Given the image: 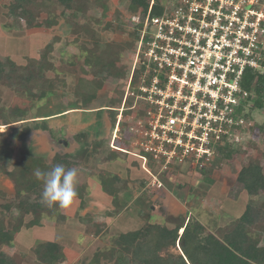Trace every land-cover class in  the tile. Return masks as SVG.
Masks as SVG:
<instances>
[{
    "label": "rangeland",
    "instance_id": "374dc122",
    "mask_svg": "<svg viewBox=\"0 0 264 264\" xmlns=\"http://www.w3.org/2000/svg\"><path fill=\"white\" fill-rule=\"evenodd\" d=\"M41 1L36 0L40 4ZM155 1L163 4L170 0ZM78 2L86 6V13L65 10L57 0L45 3L42 11L32 9L30 19L42 26L31 28L20 17L10 16L9 7L15 0H0V58L15 62L25 76L33 73L36 77L25 86L29 92L11 87L12 84H0V221L4 227L12 231L20 213L15 183L8 173L29 160L23 151L32 138L30 134L22 143L12 137V128L3 125L18 120L13 116L14 109H24L25 118L31 121L48 104L52 112L64 107L68 102L66 99H76L81 104L79 108H87L89 105L86 107L81 102L82 94H76L84 80L83 90L104 86L97 93L98 101L90 107L100 110L109 105L104 111L112 125L107 132L101 123L93 130L75 136L64 130L66 139L70 143L77 142L79 147L78 150L74 147L67 150L74 153H68L72 155L73 164L66 168L77 169L76 190L81 196L70 208L59 209L58 214L64 215V220L43 216L40 225L31 226L34 216H25L21 232L15 235L11 245H0V253L9 255L16 264H38L32 249L40 243L56 241L64 248L65 260L61 264H132L127 257L124 262L120 253L110 258L114 239L126 231L139 230L148 223L174 228L187 214L202 221L208 231L218 234L234 227L248 204L264 207V204L260 205L264 194L258 195L259 198L249 196L237 180L239 172L249 163L264 166V133L258 131L264 126V111L253 112L257 133H252L253 139L228 149L233 152L231 159L223 156L205 169L185 165L163 170L152 162L146 165L139 157L145 155L140 146L142 139L137 133L138 116H141L138 109L145 113L144 107L138 102L137 109H128L134 106V101H129L126 107L123 105L137 51V32L132 17L139 11L132 9L131 0H76L74 5ZM48 17L57 18L58 24L47 27ZM86 28L91 31L90 35L84 31ZM95 35L99 36V48L94 45ZM48 46L52 49L48 50ZM85 51L92 57L91 68L85 67ZM43 64L46 71L39 77L38 69ZM134 87L137 91L136 84ZM45 91L53 94L41 99L40 95ZM15 127L23 129L25 126ZM34 144L32 142V147L38 155L39 148ZM56 149L61 154L44 155L42 159L48 171L54 167L57 156L65 157L62 146ZM101 175L120 178L114 185L116 199L104 189L108 198L102 194L99 200L87 196V187L91 181L94 187L97 182L101 184ZM154 176L162 183L161 188ZM127 193L130 199H127ZM173 193L178 201L171 196ZM135 197L139 199L133 201ZM6 205L11 208L7 209ZM252 229V233L254 230L263 232L264 218ZM170 254L173 256V250L165 252V255Z\"/></svg>",
    "mask_w": 264,
    "mask_h": 264
},
{
    "label": "built area",
    "instance_id": "2783aa9c",
    "mask_svg": "<svg viewBox=\"0 0 264 264\" xmlns=\"http://www.w3.org/2000/svg\"><path fill=\"white\" fill-rule=\"evenodd\" d=\"M155 4L132 17L139 39L123 105L144 107L137 133L146 165L205 169L253 139L243 80L263 70L264 0H170L160 16Z\"/></svg>",
    "mask_w": 264,
    "mask_h": 264
},
{
    "label": "trees",
    "instance_id": "16d2710c",
    "mask_svg": "<svg viewBox=\"0 0 264 264\" xmlns=\"http://www.w3.org/2000/svg\"><path fill=\"white\" fill-rule=\"evenodd\" d=\"M75 1L57 0L58 3L65 7V10L75 11L77 14L81 12L86 13V6L80 5L79 2V5H74ZM41 2L40 4L36 0H15V3L9 7L10 16L20 17L31 28H40L42 23L35 22V19H30L29 16H32V9L42 11L45 3L51 2V0H42ZM150 2L151 0H131L132 9L146 14L149 10ZM163 11L162 4L157 1L151 13L153 16H160ZM57 24V18L53 17V19H49L48 17L45 25L53 27ZM84 31L89 35L91 34V31L87 30V28ZM96 37L94 45H96V48H99V36ZM135 38L139 39L138 32L135 34ZM47 49L50 50L52 47L48 46ZM84 53L86 54L85 67L91 68L92 57L88 55V51ZM261 64L263 70H248L243 80V87L253 95L250 98L253 106L246 115L248 118H252V114L256 110L264 111V55ZM45 68L44 64L40 66L37 74L39 77L43 71H46ZM21 70L23 69L12 60L7 59L3 61L0 58V84H12L11 87L17 86L29 92L25 86L36 79V77L33 73L25 76ZM104 70L108 72L107 68ZM17 75L18 77H16ZM85 84L86 81L81 80V90L76 94H82L84 98L81 102L83 105L88 106L97 97L98 91L103 89L104 86H95L91 91H88V89L83 90ZM47 94L50 93L43 92L40 98L44 99ZM78 104V106L81 105L80 103ZM13 116L23 118L26 116V112L16 108L13 111ZM23 120L25 119H19L18 121ZM12 123L14 122H5L4 125ZM257 128L254 129V133H257ZM258 131L263 134L264 126L259 127ZM31 132L32 130L29 127L23 129L15 128L12 134L18 140L26 141ZM121 149L125 150L124 148ZM221 152L222 157L225 156L231 159L233 156V152L231 151L223 149ZM57 164L70 167L73 163H71V157L65 155L63 158L57 156L55 165ZM17 168L9 172L8 176L14 181L16 194L19 198L17 206V210L20 212L18 223L11 231L7 230L3 222L0 221V245H11L14 242L15 235L23 227L25 216H34L31 226L40 225V220L43 216L50 219L55 217L57 219H65L64 215L58 214V207L49 208L41 203L43 180L35 176L34 173L37 169L27 162L22 163ZM41 171L47 172L48 170ZM101 176L100 181L104 191L116 199L117 189H115L114 185L120 181V178L118 176ZM237 180L251 197L264 193L263 164L257 162L249 163L239 172ZM77 194V197L81 196L79 192ZM6 208L10 209L11 206L6 205ZM263 208L262 205L254 206L251 203L248 204L245 212L238 219L234 227L227 232H220L221 234L219 235L208 231L199 220L192 217H189L186 223L178 224L174 228L148 223L139 230L124 233L116 237L113 242L114 248L112 249L110 258H113L116 253H120L124 262H126L127 257L129 263L132 264H264V247L259 246L260 240L252 233L253 225L257 221V218H259ZM182 230L183 232L181 233ZM171 250H173V256L171 254L165 255L166 251L171 252ZM33 252L38 264H57L65 259L63 248L55 242L40 243L34 247ZM0 264H16V262L9 255L0 253Z\"/></svg>",
    "mask_w": 264,
    "mask_h": 264
},
{
    "label": "crops",
    "instance_id": "0c3cea01",
    "mask_svg": "<svg viewBox=\"0 0 264 264\" xmlns=\"http://www.w3.org/2000/svg\"><path fill=\"white\" fill-rule=\"evenodd\" d=\"M74 93L75 92L73 91V94ZM52 94H53V92H50L49 95H52ZM98 97H99V95L97 94V97L94 100H92V102L90 104H88L89 106L88 107L86 106L87 108H83V109L79 108V106H78L79 104H78V101L76 99L75 100L66 99V101H68L67 104L64 105V107L61 106V107L57 108V110L54 112L51 111L50 104H48V106L46 104L47 107L44 109H40L38 111V115L36 117L32 118L31 121L26 119L25 117H23V118H18V120L19 119H25V120H23V121L17 120L14 123L8 125L7 128H12L11 129L12 131H13V129L17 128L15 126H18V125H24L25 127H29L32 130L31 141L28 142L27 147L24 148L25 150L23 149L24 150L23 153L29 159V160H27V163L32 164L36 169L40 168L39 170H46L45 162L42 161V159L44 158V155L53 154V153L61 154L60 151H57V149H56V147H58L59 145L62 146V149L65 151L62 153L64 155H68V153L69 154L74 153V152L73 153L68 152L67 150L69 148L73 149V147H74V150H78L79 147L76 146L77 142L74 141L73 143H70L69 139H66L67 137L63 135L64 130H67V132H69V133H73L72 136L77 135L76 133L83 135V134L93 130V128H96L98 126V124L102 123L105 126V128L107 129L106 132L110 131V127L112 126L111 125V119L107 118V113L104 111L110 106L106 104L105 106L101 107L100 110L97 108L90 107L91 104H93L95 101H98ZM21 110L25 111L24 109H21ZM82 110H84V111H82ZM17 122H20V123L15 125V123H17ZM25 124H30V125H25ZM25 127H23V128H25ZM18 129H19V127H18ZM12 137H14L13 134H12ZM21 142L24 143V141H21ZM32 142H35L34 145L39 148L38 152L40 154L37 155V153H35V151H34L35 147L34 146L32 147ZM82 146H83V144H81L80 147H82ZM68 156L71 157L72 155H68ZM34 158H36V159H34ZM37 164H41V166H38ZM182 167H180V168H182ZM91 183L93 184L92 181H91ZM92 184L91 185L89 184V186L87 187V190H86L87 196H89L91 199H94V200H99V198L101 197V194L104 195L105 197L108 196L103 191L101 184H99L97 182V183H95V187L92 186ZM84 192H85V190H84ZM122 194H124V193H122ZM128 194L129 193L126 194L128 196L127 199H130ZM246 194H247V192H246ZM261 194H264V193H261ZM171 196H173L174 200L178 201V198L175 196L174 193ZM138 199H139V197H135V199L133 201H136ZM263 202H264V198L262 199L260 205L263 204ZM245 209H246V207H245ZM243 211H245V210L243 209ZM242 214H241V216H242ZM189 217H192V216H188L186 214L183 222H181L180 224L186 223L188 221ZM240 217H238V219ZM263 218H264V208L260 212L259 218H257V221L255 222V224H257V222ZM176 219L177 218H174V220H176ZM197 220H199V219L197 218ZM224 220H226L225 217H224ZM200 222L206 227V225L202 221H200ZM255 224L253 225V227L255 226ZM176 225H178V224H175L174 227H176ZM228 227H229V224H228ZM219 228H221L220 225H219ZM131 231H133V230H131ZM131 231H126L125 233L131 232ZM209 231L212 233H215L212 230H209ZM226 232H227V230H226ZM219 233L217 235H219ZM122 234H124V233H122ZM253 234L255 237H257V239L260 240L259 246L264 247V244H263L264 230H263V232L254 230ZM48 242L58 243L62 247L61 243H59V242H56V241H48ZM45 243H47V242H45ZM32 252H33V249H32ZM63 253H64V248H63ZM33 254H34V252H33ZM64 256H65V254H64ZM57 264H59V263H57ZM60 264H61V262H60Z\"/></svg>",
    "mask_w": 264,
    "mask_h": 264
},
{
    "label": "clouds",
    "instance_id": "9594fccd",
    "mask_svg": "<svg viewBox=\"0 0 264 264\" xmlns=\"http://www.w3.org/2000/svg\"><path fill=\"white\" fill-rule=\"evenodd\" d=\"M35 176L43 180L41 203L49 208L54 206L59 209L70 208L77 198L76 185L78 171L75 167L66 168L63 164H57L50 171H35Z\"/></svg>",
    "mask_w": 264,
    "mask_h": 264
}]
</instances>
